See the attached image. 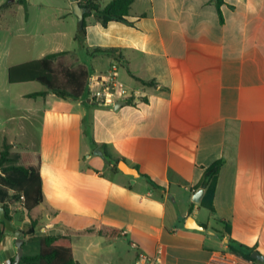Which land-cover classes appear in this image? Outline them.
<instances>
[{"label": "crops", "instance_id": "1", "mask_svg": "<svg viewBox=\"0 0 264 264\" xmlns=\"http://www.w3.org/2000/svg\"><path fill=\"white\" fill-rule=\"evenodd\" d=\"M111 1L100 0V8ZM126 20L104 25L90 14L80 43L77 33L55 32L38 59L67 52L65 62L90 76L118 62L134 95L124 105L32 98L46 88L15 85L0 153L5 142L29 153L44 195L25 216L16 214L13 190L0 181V206H9L15 229L35 224L24 255H36L37 239L68 236L79 264H134L141 252L157 264H264L228 247L231 239L264 257V0H134ZM16 115L34 129L30 143ZM105 149L142 177L123 173ZM220 161L210 211L200 186ZM189 217L203 229H188ZM102 226L119 234L103 237ZM15 240L5 232L0 264L13 261Z\"/></svg>", "mask_w": 264, "mask_h": 264}, {"label": "trees", "instance_id": "2", "mask_svg": "<svg viewBox=\"0 0 264 264\" xmlns=\"http://www.w3.org/2000/svg\"><path fill=\"white\" fill-rule=\"evenodd\" d=\"M20 4L26 5V0H18ZM100 0H80V4L85 8V18L90 14H96L101 18L102 23L107 25L110 21L128 22L126 17L130 13L134 0H113L103 9L99 6ZM218 4H222V0H218ZM85 20L80 27L75 40L80 43L85 34ZM97 52H102L98 50ZM69 53L61 52L45 56L40 60L15 65L8 70V81L12 85L37 82L42 84L46 90L44 92L34 93L29 97H43L47 94H54L63 100L79 101L88 98V79L90 74L84 67H72L63 59ZM143 82V81H142ZM11 145L4 144V149L0 153V181L10 190H13L12 198L19 200L21 196L25 197V209L31 210L39 206L43 200V188L40 172L37 167L32 164V157L29 153H23L20 157V165H12L3 167L9 162V153ZM105 158L110 162L117 164L120 160L115 159L105 149ZM223 162H218L207 171L201 188L205 189V195L202 200V206L213 211V197L216 189L217 179ZM152 185L153 181L148 179ZM156 186V185H155ZM5 208L7 217L12 221L9 206L2 204ZM2 229H0V244L3 240L6 229L1 221ZM227 233H229V225L227 224ZM206 228V226H204ZM35 234V224L33 223L27 231L26 235ZM98 234L108 239L115 238L119 231L110 227L102 226L98 230ZM39 242L38 253L34 256L24 255L20 264H79L73 256L72 242L68 236H47L37 239ZM229 250L246 260L255 262L251 254L256 250L244 245H238L233 240H229Z\"/></svg>", "mask_w": 264, "mask_h": 264}, {"label": "rangeland", "instance_id": "3", "mask_svg": "<svg viewBox=\"0 0 264 264\" xmlns=\"http://www.w3.org/2000/svg\"><path fill=\"white\" fill-rule=\"evenodd\" d=\"M11 1L0 0V8L10 4ZM11 3L13 4L11 11L2 16L0 15V130L4 128V122L8 118L7 110L9 103H14L20 91L17 88L18 84L16 87L8 81L9 68L38 60L42 50H50L52 48L49 44L57 39L54 38L53 33L78 34L80 29L79 18L71 5L72 0H28L26 5L20 4L18 0H14ZM19 33L21 34L19 35ZM77 51L80 50L77 49ZM35 84L41 85L40 83ZM16 116V121H14L16 125L23 124L21 126L23 129L26 126L29 127L26 128L29 135H27L25 130H21L20 132L26 133L28 143H30V138L34 139L35 136L33 133L34 129L32 126L26 125V122L21 120L19 115ZM18 139L23 142L26 137L23 136ZM24 143H26V147L28 143ZM24 143H20L22 147ZM8 144L11 145L9 153L10 161L6 162L3 167L20 165L21 155L18 153L19 149L16 150L13 144ZM12 200L14 201V213L25 216L28 210L24 209L25 205L22 203V200L13 198ZM15 208L16 210H14ZM31 246V249L34 247L39 249V242L34 241ZM31 249L28 248L27 250ZM38 249L33 251L37 254Z\"/></svg>", "mask_w": 264, "mask_h": 264}, {"label": "built area", "instance_id": "4", "mask_svg": "<svg viewBox=\"0 0 264 264\" xmlns=\"http://www.w3.org/2000/svg\"><path fill=\"white\" fill-rule=\"evenodd\" d=\"M87 85L88 99L97 104L114 105L117 102H127V100L134 96L130 89L119 78L118 62L113 63L108 73L90 76ZM20 200H22L24 204L25 197L21 196ZM123 234L125 235L126 231H124ZM132 246L138 248V245L134 242ZM1 264H13V261L7 259ZM134 264H157V260L150 259L141 252L138 254Z\"/></svg>", "mask_w": 264, "mask_h": 264}, {"label": "water", "instance_id": "5", "mask_svg": "<svg viewBox=\"0 0 264 264\" xmlns=\"http://www.w3.org/2000/svg\"><path fill=\"white\" fill-rule=\"evenodd\" d=\"M12 1H14V0H12ZM72 7L74 8V11L79 18V26L81 27L84 23V20H85L86 10H85V8H83L81 6L79 0H72ZM124 104H125V102H119V103H117L116 107H120ZM96 153H98L101 156L103 155V152L101 150H97ZM118 167L126 175L132 176L133 179H137V178L142 177L140 172L136 168L130 167L125 161H120L118 163ZM203 192H204L203 189L198 191L196 193V195L194 196L193 201L197 202V203L200 202V199H201ZM0 218H1L2 222L4 223V227L6 229V232L13 233L15 236V239H16L15 244H16V248H17V254L13 259V264H20L22 261V258L24 256V249H23L24 232L21 230L15 229V227L12 225L11 220L7 217L5 208L2 206H0ZM186 227L188 229H199V230L203 229V227L198 225L196 223V221L191 217L188 218L187 223H186ZM251 257L257 261H260V262L264 261V257L257 251H254L251 254Z\"/></svg>", "mask_w": 264, "mask_h": 264}]
</instances>
